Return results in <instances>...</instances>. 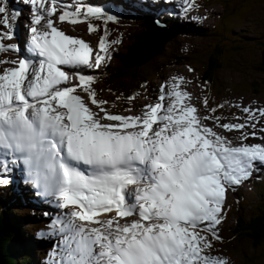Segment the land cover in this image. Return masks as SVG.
<instances>
[{"label": "snow or ice", "instance_id": "1", "mask_svg": "<svg viewBox=\"0 0 264 264\" xmlns=\"http://www.w3.org/2000/svg\"><path fill=\"white\" fill-rule=\"evenodd\" d=\"M25 2L38 5L28 55L0 58V65H15L0 71V185L11 182L7 174L14 168L23 169L39 194L63 210L49 225L56 239L47 264H227L209 252L208 234L221 239L217 226L228 188L264 166V143L234 145L215 129L240 131L243 140L255 137L264 108L244 107L245 123H220V116L198 115L186 103L191 94L174 83L169 92L162 85L158 102L145 105L142 114H112L92 88L96 77L79 71L99 69L111 58L115 42L107 28L95 51L53 18L59 7L61 23L103 18L107 24L118 17L91 4ZM183 3L185 11L193 6V0ZM6 13L0 0V23L10 30L0 31V54H21L20 45L4 42L16 35ZM98 27L90 23L89 32ZM65 67L77 70L78 84Z\"/></svg>", "mask_w": 264, "mask_h": 264}, {"label": "rangeland", "instance_id": "2", "mask_svg": "<svg viewBox=\"0 0 264 264\" xmlns=\"http://www.w3.org/2000/svg\"><path fill=\"white\" fill-rule=\"evenodd\" d=\"M170 1L173 2L174 0ZM175 1L179 3L182 0ZM17 2L22 4L23 10L20 12L17 11L20 13L19 17H16L12 12L9 16L11 22L15 25L16 32V35L11 40L5 39L7 43L11 44H16L15 39L20 34L19 33L17 35L19 30L18 26L22 25L25 28V25L30 23H26V21H28L26 18L35 16L37 14L33 6L26 3L25 0H11L12 4L15 3L13 5V10L15 13H17ZM87 2L89 1L62 0L61 5L71 4L73 7H75L79 3L86 4ZM3 3L8 8V0H3ZM48 3H51L50 0H48ZM47 6L51 7L50 4H47ZM127 6L128 5L126 4H123L122 7L120 6L122 10L126 11V13H124L125 15H123V18L127 17L130 11L132 13V17L128 19H132V21L136 19L138 23L129 22L127 19V21L121 23H118L120 21H112L108 23V25L111 26L110 30L108 31L109 40L115 43L110 44L109 48L111 58L107 60L101 66V68L116 61L120 62L119 60H122V56L130 52L131 46H133V44H137V37H140V35L144 33V30L147 31V26L145 23H142L141 25L139 22L141 15H138L135 11H133L135 8ZM159 8L166 10L165 6L157 7V9ZM109 10L114 11L115 7L110 6ZM60 11L61 7L58 8V13ZM136 11L141 12L137 9ZM177 11V13L173 12L172 14H168V16L174 17L179 24L182 23L185 25V23L190 22L189 24L191 27L203 28L206 29L207 32L205 34H197L194 31H190L188 27H185L183 33H179V31H175V29L173 30V27H168L170 30L165 28L164 31H157V33L160 35L163 33V36H165L167 30L168 32L171 31L172 33H170L168 36V40L167 36L163 38L162 43L160 44L161 47L163 43L165 46V43L167 42L166 46L163 48V51H159L160 49L154 51L149 56L137 62L141 63L155 53H158L154 57L155 60L159 61L167 59L168 61L175 63L168 65L164 69L162 75L150 76L148 83L151 84V87H146L140 98L133 99L132 102L124 105L127 107V110H123L121 108L122 104H120V101H118L115 96H111L110 99L105 98L104 100L107 101V103L103 105V107L109 112H112V114L131 115L136 112L142 113L144 111L145 105L153 102L155 99H158L161 86H167L168 84L166 81L167 78L183 77L184 80L182 83L177 80V82L172 81L171 84L180 83V90L187 91L191 94L192 102L195 103L192 104V106H195L198 109V115L202 116L201 113L203 112L204 116H220V123H245L246 114L242 111L244 107H249L252 109L264 108V85L261 83L264 80V74L263 71L258 67L259 63L262 62L263 59L262 55L264 48V0H229L227 2H224L223 0H193V6L190 7V9L185 13V19L190 21L185 20L183 18V14H181L179 10ZM6 15H9V13L7 12ZM151 15H154V13L148 12L146 16ZM57 18L58 14L53 18L56 22V25L64 30L66 34L70 33L69 35L76 37H86L87 34L90 36L93 35L90 37V40H92V43L96 44L94 45L96 51L99 50V41L104 35L100 29H98L94 34L90 33L89 23L87 22V24H85L84 22H81L77 24L86 27L85 29H80L78 33L75 30V25L77 24H72L70 22L59 23ZM145 19H148L147 22H150L148 17ZM145 19H143L144 22ZM151 22L153 25L161 26L154 21ZM71 28L72 34L70 30ZM2 30L3 32L10 31L2 23H0V31ZM208 33L211 36H207ZM215 33L219 34L220 36L222 34L223 36L230 38V41L234 42L227 41V47L229 48L227 62L224 67L217 71V79L214 80V83H211L212 88L210 91H208V88L203 82L200 81L199 77L203 70V56L205 55L208 48H210V46L216 42L217 36H213ZM173 34L174 37L172 40L170 37ZM232 37H237L239 39L233 40ZM236 43L238 44L237 47H235ZM231 46H233L234 49H232ZM3 55L8 57L11 55V53L9 51L5 52ZM129 63L131 65L132 62ZM97 71L98 69H85L82 70L81 73L96 77L92 84V88L95 89L97 93V99L102 100L106 95L104 92L107 91L108 85L103 82V77L99 76L100 72ZM70 76L75 77L74 74H71ZM76 79L77 78H75V80ZM71 82L73 84L79 83L77 81ZM215 83H217L216 87ZM166 92H168V90ZM82 93L85 97L82 96L80 92H77L76 94L81 95L88 106H92L93 111H99L96 106L90 103V99H87V97L89 98L90 94L84 92L83 90ZM205 99L208 101L207 105L204 103ZM155 103L156 102H154L153 105ZM221 104L224 105L223 108L219 107ZM212 108H217L215 114L211 113ZM100 114L103 115V113ZM237 117H240V119H237ZM256 119L259 121L256 128L257 135L255 137L250 136L244 143H264V131H260V129L264 128V117L257 116ZM205 123L209 126H214V122L211 120L205 121ZM215 130L220 132V134L227 136L228 139L233 142V144L240 141L241 139L237 137L238 134H240V131L234 130L229 132L218 127ZM246 131L251 132L252 129L248 128ZM263 168L264 166H259L256 172L259 173ZM252 177L253 175L239 186L228 188L222 223L217 226V232L219 236H228L227 229L232 220H234L233 216L235 210L240 209L248 216L249 213L254 212L256 203H259L258 200L263 198L264 178H257L256 184L260 187L259 189H256L252 186V182L250 181L252 180ZM260 188L263 193L260 192ZM29 191L30 192L27 194V201L30 203L28 207L23 208L21 205H13L12 207L22 211V214L23 212L27 213L28 211L29 215H32L33 213V215H41L43 217L44 215L41 213L43 209L40 206L33 204L34 199L37 197L35 187L29 186ZM54 205L50 204L52 213L49 217H52V219L63 212V210L59 209L62 211L60 213ZM38 218L40 219L41 217ZM46 218L48 217L44 216L42 221L45 222ZM33 224L34 223L31 220L27 221L26 228L28 229ZM41 231L47 234L46 228H42ZM208 235L213 240L214 237H211V234ZM224 239L226 241L225 246H220L213 243L212 249L209 250L212 255H218L224 258L227 261V264H255V259H258L259 264H264V249H254L250 244L245 243L241 245L238 250L242 253L238 254L236 253L234 247L229 245V242L231 241L229 236H224ZM33 244L34 241L30 240L29 247L33 246ZM34 248L38 249V246H34ZM33 257L36 258V255Z\"/></svg>", "mask_w": 264, "mask_h": 264}, {"label": "trees", "instance_id": "3", "mask_svg": "<svg viewBox=\"0 0 264 264\" xmlns=\"http://www.w3.org/2000/svg\"><path fill=\"white\" fill-rule=\"evenodd\" d=\"M223 1L227 2L229 0ZM8 2L11 4L10 7H13L11 1L8 0ZM166 20L167 25H169L170 28L173 27V29L184 31L185 27H188L179 25L169 18ZM90 21L99 25L98 29H100L103 33L105 27L107 28V31L110 30L108 22L105 24L103 18L100 20L92 19ZM136 21L137 20L134 19L132 22L137 23ZM189 29L194 30L197 34H205L207 32V30L203 28L196 27L192 29V27H189ZM207 36L211 35L208 33ZM213 36H217L216 42L208 48L203 56V70L199 77L200 81L208 88V91L212 88L211 83H214V80L217 79V71L226 64L228 59L227 54H229L227 41H230V38H227L222 34L220 36L216 33ZM173 37L174 34L170 38ZM232 39L238 40L239 38L232 37ZM163 46L159 51L162 52ZM237 46L238 44L236 43L235 47ZM231 47L234 49L233 46ZM155 56L156 54L150 56L140 64L130 65L122 60H119L120 62L116 61L103 66L100 69L99 76H102L103 82L108 85L107 91L104 93H109L108 95L115 96L123 107H125L124 105L132 102L133 99H129V97H135V99L140 98L142 93H144V87H150V83H148L149 77L153 75H162L167 65L175 63L172 61L170 62L167 59L157 61L154 59ZM258 67L264 74L263 61L259 63ZM261 83L264 85V80ZM216 84L217 83H215V87ZM125 108L127 109V107ZM257 175V173L253 174L254 179H252V182L253 186L256 189H259L260 186L256 184ZM262 176H264V172L261 173L260 177ZM10 190L11 189L7 190L6 187L0 185V264H41L39 260L37 261L36 259L37 256H43L46 253L45 248L48 243L46 241L37 240L34 237L36 234V229L34 227H38L44 223L40 222L41 220L38 218L39 216L29 215L28 211L27 213L23 212L22 214V211L13 208V205H16L17 203L24 205L25 202H21L23 197L21 195H19V198L15 200L13 196L16 194L11 193ZM260 192L263 193L261 188ZM258 201L259 203H256L254 212L249 213L248 216L240 209L235 210L233 216L234 220H232L228 226L227 233L231 239L229 245L233 246L238 254L242 253L238 250L240 246L245 243L250 244L254 249H264V195L263 198ZM29 220H31L34 224L27 229L26 222ZM224 236L228 237L226 235ZM224 236L221 235V239L219 240L213 238V243L225 246L226 241ZM30 240L34 241V244L31 247H29ZM34 246H38V249L34 248ZM34 255H36V258L33 257ZM254 263L259 264L258 259H255Z\"/></svg>", "mask_w": 264, "mask_h": 264}, {"label": "bare ground", "instance_id": "4", "mask_svg": "<svg viewBox=\"0 0 264 264\" xmlns=\"http://www.w3.org/2000/svg\"><path fill=\"white\" fill-rule=\"evenodd\" d=\"M150 1H152V0H147L144 4H139V5L136 4L135 2H133V4H131V3H128V4H130V7L131 8H135V9L141 11V13H148V12H150L149 9L151 8ZM173 2L176 3L175 0ZM115 3L117 4L118 2H115ZM48 4H50V3H48ZM119 4L123 5L124 4V1L121 0L119 2ZM33 7H35V5H33ZM35 8L37 9V7H35ZM127 20H125V21H127ZM147 20L145 19V22H144V20H142V22H141V23H145V25L147 26V31H145L143 34H141L140 37L138 36L137 39H136V43L137 44H133V46H131V48H130V52L128 54L122 56V61H124L125 63L130 64L129 62H132L131 65L140 64L137 61L142 60L145 57H147L150 54H152L154 51H157V50L161 49V45L160 44L162 43V40H163V38L165 36H167V40L169 39L168 36L170 35L171 31L168 32V30H170V28H168L166 26L164 27V26H156V25H153L150 18H149V21L150 22H147ZM90 22H91V24H94L93 21H90ZM81 27H83V26H81ZM18 28H19V30L17 32V35L20 33L19 34V36H20L21 33H22V31L24 32L25 28L22 25L21 26H18ZM165 28L168 29L167 32L165 33V36H163V33L161 35L159 33H157V31H160V30L161 31H164ZM82 31H84V30H82ZM88 36H90V35H88ZM91 36H93V35H91ZM85 41L88 42V43H90L93 46V48L95 49V46L94 45H96V44L92 43V40H90V37H86L85 38ZM4 42L7 43L6 41H4ZM10 53H11V55L8 56V57L4 56L3 55L4 53L3 54H0V58L5 59V60H18V59H20V57L18 56L19 54L17 55L16 52L10 51ZM134 59H135V61H134ZM13 66H15V65H12L11 63H7V64L0 65V71H2L4 68H9V67H13ZM70 77H72V76H70ZM75 81L79 82V79L77 78ZM171 85L172 84H170V86L168 87V89H166V91L168 90V92H169V91L172 90ZM158 96H159V94H158ZM151 103L152 102H150L149 104H151ZM166 103H170V99L168 101H166ZM89 107L92 108V106H89Z\"/></svg>", "mask_w": 264, "mask_h": 264}, {"label": "water", "instance_id": "5", "mask_svg": "<svg viewBox=\"0 0 264 264\" xmlns=\"http://www.w3.org/2000/svg\"><path fill=\"white\" fill-rule=\"evenodd\" d=\"M262 58H263L262 61L264 62V49H263V55H262Z\"/></svg>", "mask_w": 264, "mask_h": 264}]
</instances>
